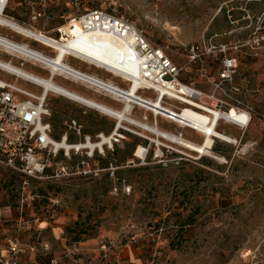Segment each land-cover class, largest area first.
<instances>
[{"label": "rangeland", "instance_id": "obj_1", "mask_svg": "<svg viewBox=\"0 0 264 264\" xmlns=\"http://www.w3.org/2000/svg\"><path fill=\"white\" fill-rule=\"evenodd\" d=\"M8 6L4 17L48 32L88 9L116 13L143 30L181 69V82L200 92L198 103L228 114L247 113L250 120L247 125L223 120L219 130L233 143L215 140L207 155L162 138L158 141L124 122L115 150L97 158L98 173L31 180L23 189V178L0 168V208L9 207L13 214L10 221L0 219V237L35 245L37 259L58 264H264V0H86L77 6L70 0H10ZM0 35L48 57L56 55L1 25ZM249 45L258 60L242 65L237 48ZM193 46L200 47L203 64L189 60ZM81 49L97 54L89 47ZM226 59L236 62L229 79L224 77ZM0 60L45 79L52 75L2 48ZM66 60L125 83L90 63ZM0 77L42 93L36 85L2 70ZM54 81L78 92V85L89 91L96 88L63 76ZM124 83L122 89L127 90ZM101 92L112 100L110 105L122 110V103ZM142 96L155 97L152 92ZM166 103L182 108L174 101ZM47 105L59 142L72 121L82 126L83 135L92 137L100 133L108 137L117 128L115 119L56 94L47 96ZM146 111L135 108L133 119L150 126L158 122L161 130L203 141L201 134L166 118L156 121ZM69 137L70 145L79 141ZM140 147L144 152L138 155ZM62 161L66 160H56ZM21 216L29 224H19Z\"/></svg>", "mask_w": 264, "mask_h": 264}, {"label": "built area", "instance_id": "obj_2", "mask_svg": "<svg viewBox=\"0 0 264 264\" xmlns=\"http://www.w3.org/2000/svg\"><path fill=\"white\" fill-rule=\"evenodd\" d=\"M83 1L86 0H70V4L77 6ZM9 2L10 0H6L2 14L8 11ZM109 7L112 8V4ZM74 19L85 21L82 30H75L76 38L94 35L98 41L118 44L121 49L130 52L142 80L146 83L143 85L144 92L156 91L158 93L156 87H159L165 91L163 96L167 99L170 97L168 92L174 91L183 84L180 80L181 69L168 58L162 49L154 46L147 39L144 31L130 20L104 8L88 9L79 18L71 17L69 22ZM62 29L63 27H59L56 30L57 40L60 42L64 37L67 38ZM69 57L89 63L77 56ZM188 58L193 63H204L199 46H193L190 49ZM224 65L225 72H227L224 77L229 79L231 71L236 67V62L226 59ZM50 77L53 78L52 75ZM0 79L2 80L0 82V168H6L23 178V189L27 188L31 180L87 176L98 173L100 162L97 158L106 157L108 151L113 152L123 137L114 132L108 136L110 141L100 146L105 134L100 133L95 137L83 135L82 126L72 121L62 135L61 142L70 144V134L79 138V141L72 144V149L69 151L58 148L57 142L59 141H56L53 136L54 129L50 121L51 112L47 105V96H43L42 93L35 94L15 82H9L1 77ZM184 86L189 87L185 84ZM107 94L114 101L119 102L112 94ZM90 144L93 147H89ZM158 153H161V150ZM59 157L66 161L58 164L56 160ZM28 197L34 200L31 194ZM12 217L11 208H0V219L10 221ZM18 223L29 224L22 216ZM24 248L27 249L26 252ZM37 250L35 245L25 246L19 239L0 237V264H43L36 257ZM22 255L26 256V261L21 259ZM48 264L58 263L56 260H50Z\"/></svg>", "mask_w": 264, "mask_h": 264}, {"label": "bare ground", "instance_id": "obj_3", "mask_svg": "<svg viewBox=\"0 0 264 264\" xmlns=\"http://www.w3.org/2000/svg\"><path fill=\"white\" fill-rule=\"evenodd\" d=\"M6 0H0V25L7 28L25 38L39 42L44 47H48L55 51V57H48L45 54L30 48L28 45L15 43L0 35V48L8 53L16 54L21 58L33 61L41 65L45 70H49L53 78L45 79L33 73L20 69L12 63L0 60V70L16 76L18 79L30 82L42 89L43 96L49 94H56L72 101L81 103L90 108L96 109L99 112L107 115L117 121V128L115 132L118 134L124 122L136 126L144 131L153 134L155 137L162 138L169 142L180 145L197 154L207 155L211 154V150L215 144V140H221L227 143L232 142L227 134L221 132L219 127L223 120L235 122L238 124H248L250 118L247 113H224L222 111L212 109L206 105L198 103L200 99L199 91L193 88L185 87L181 84L172 92H168L169 98L163 95L165 91L159 87L153 92L155 97L148 98L142 96L144 86L146 83L141 78L136 64L133 62L131 54L127 50L121 49L118 44H113L105 41H98L94 35H86L84 37L76 38L75 30H82V25L85 23L83 19H74L67 25L63 26L62 31L67 35L63 38L62 42L49 37L42 32L34 29L24 27L15 21H12L2 14L5 8ZM98 41V42H97ZM81 45L89 47L97 52L96 55H89L81 49ZM69 56H77L90 64L97 65L101 69H106L108 72L113 73L114 76L123 78L125 83H128L129 88L122 89L115 83L101 81L93 76H87L74 69L67 63L66 59H71ZM55 76H63L73 81L84 82L96 87L97 89L112 94L120 103L123 104L122 110L112 109L110 107L101 105L92 100L85 99L74 92H71L66 87L57 84L54 81ZM2 80L0 79V82ZM186 95L187 97L183 96ZM166 100L174 101L182 105L178 109L175 104L169 105ZM172 103V102H171ZM142 108L152 113L158 121L159 117L166 118L180 128H188L203 136L201 143H196L191 140L185 139L181 135L172 134V132L161 130L158 122L156 125L150 126L149 124L133 119L132 114L135 108ZM148 118V117H147ZM110 138L104 136L103 146L109 142ZM159 143V142H158ZM233 143V142H232ZM58 148L71 150L72 147L67 142H57ZM93 147L92 144L88 145ZM144 152L141 147L138 149L137 154Z\"/></svg>", "mask_w": 264, "mask_h": 264}, {"label": "crops", "instance_id": "obj_4", "mask_svg": "<svg viewBox=\"0 0 264 264\" xmlns=\"http://www.w3.org/2000/svg\"><path fill=\"white\" fill-rule=\"evenodd\" d=\"M57 29H55V30H51V31H38V32H42L43 34H45V35H47V36H49V37H57L58 36V34H57V31H56ZM88 51H90V52H95L94 50H92V49H87ZM75 62V63H74ZM82 63V62H81ZM70 64V65H69ZM69 66L72 68V69H74V70H76V71H78V72H80V73H82V74H85V75H87V76H93V77H95V78H98V79H100L101 81H107V82H113V83H115L117 86H119V87H121V88H124V85H123V83L121 82V81H119V80H113V78H109V77H107L106 76V74H104V73H101L99 70H96V69H94V70H92L91 68H89L88 67V65H86V64H80V63H78V62H76V61H72L71 60V62H69ZM104 81V82H105ZM78 83H81V85H83V86H85V87H92V86H88V84H86V83H84V82H78ZM124 84H126V83H124ZM127 85V84H126ZM78 87H79V89L81 90V91H74V90H71V89H69V88H67V89H69L71 92H74L75 94H77V95H79V96H81V97H83V98H85V99H88V100H92V101H94V102H96V103H99V104H101V105H104V106H107V107H110V108H112V109H116V107H114V106H112V105H110L109 103H113L112 102V100H109V99H106V97L107 96H105L104 94H102V92L100 91V90H94V89H97V88H89V89H91V91H93V92H91V91H89V90H87L88 88H83L82 86H79L78 85ZM100 91V92H99ZM24 251L26 252L27 251V249L26 248H24ZM21 259L23 260V261H26V256H24V255H22L21 256Z\"/></svg>", "mask_w": 264, "mask_h": 264}, {"label": "trees", "instance_id": "obj_5", "mask_svg": "<svg viewBox=\"0 0 264 264\" xmlns=\"http://www.w3.org/2000/svg\"><path fill=\"white\" fill-rule=\"evenodd\" d=\"M5 14L8 15V11H6ZM249 47H251V45L237 48V49H240L239 54L237 56L240 57L242 65H247L249 63H254L255 61L258 60V58L255 56L256 52L251 51L249 49ZM243 69L244 68H242V70ZM76 241H78V240H76ZM38 261H40V260L38 259ZM49 261L50 260H48L47 262H42V261H40V262L43 263V264H48Z\"/></svg>", "mask_w": 264, "mask_h": 264}]
</instances>
